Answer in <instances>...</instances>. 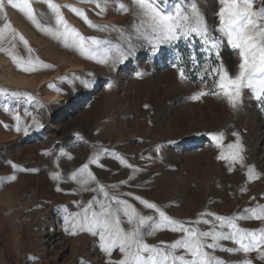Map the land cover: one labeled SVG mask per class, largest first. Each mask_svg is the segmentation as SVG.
<instances>
[{
    "label": "rangeland",
    "instance_id": "374dc122",
    "mask_svg": "<svg viewBox=\"0 0 264 264\" xmlns=\"http://www.w3.org/2000/svg\"><path fill=\"white\" fill-rule=\"evenodd\" d=\"M54 2L82 9L93 24L111 27L91 28L69 8L61 9L68 24L90 38L93 59L37 30L18 10L6 6L7 20L28 46L19 39L9 44L7 31L0 46L14 45L23 62L39 58L53 67L38 65L26 73L0 52V73L33 82L17 86L0 77V264H107L109 257L98 237L65 231L71 227L65 224L67 216L79 220L74 214H82L94 198L103 199L98 192L82 191L70 179L100 149L107 152L98 163H90L89 170L101 184L118 185L113 191L146 214L150 210L134 197L156 203L177 221L211 219L201 217L207 212L232 217L264 205V97L258 101L244 89L243 103L234 110L226 98L213 94L219 92L218 76L211 70L223 65L235 76L237 50L224 42L217 56L206 52L200 38L193 36L161 44L153 52L150 41L157 34L131 0H98L101 8L79 0ZM192 2L209 29L219 26L218 0H153L169 14L176 5L188 9ZM120 4L129 10L123 12ZM33 7L42 14L41 23L54 24L42 0H33ZM255 7H264V0H256ZM4 24L0 15V28ZM91 39L99 43L93 45ZM200 91L209 94L193 100ZM50 94L58 97L50 99ZM221 132L224 138L217 146L209 134ZM234 132L244 147L243 167L218 158L232 151L227 146L236 143ZM108 153L118 154L139 171L134 173ZM248 166L259 178L248 180ZM237 224L253 231L264 228V221L256 219ZM178 237L179 233L160 230L145 242L159 247ZM222 244L237 247L228 241ZM208 251L226 264L244 258L240 252ZM248 257L253 264H264L255 252ZM120 258L114 251L111 259Z\"/></svg>",
    "mask_w": 264,
    "mask_h": 264
},
{
    "label": "snow or ice",
    "instance_id": "6c2138e0",
    "mask_svg": "<svg viewBox=\"0 0 264 264\" xmlns=\"http://www.w3.org/2000/svg\"><path fill=\"white\" fill-rule=\"evenodd\" d=\"M52 13L53 23H41V15L33 7V0H0V15L5 19L3 28H0V45L6 39L9 44L19 39L27 47L28 41L22 34H19L7 20L6 6H11L18 10L37 30L44 32L53 39L61 42L65 47L77 51L82 56L95 59L94 49L89 46V39L84 37L78 30L71 27L64 17L61 9L69 8L77 16L81 17L91 28H107L111 26H101L93 24L86 13L72 5H60L54 0H42ZM81 3H94L97 8H101L98 0H79ZM139 14L149 18L153 26V31L157 34L152 44V51L155 52L161 44H171L178 40L189 41L193 36H198L203 42L204 50L215 53L218 56L220 46L226 42L239 56L238 73L230 76L223 65L212 69L218 76L215 87L219 92L213 93L222 95L228 104L235 110L243 103V90L249 89L256 100L264 97V7L257 9L256 0H218L220 5L218 10L219 26L214 30L209 29L204 16L195 2H192L188 9L182 8L179 4L175 7L174 13H165L153 3V0H131ZM120 9L127 12L126 5L120 4ZM213 32L218 33L214 35ZM99 41L91 39V44ZM14 45L10 48L0 46V52H5L14 63L20 66V70L32 73L37 70V66L52 68V65L44 64L39 58L29 59L23 62L15 53ZM29 51L31 49L29 48ZM103 62V61H101ZM207 71V69H205ZM179 76L185 79V73L181 69ZM54 88V85H49ZM57 91H59L57 89ZM209 93L200 91L192 97L199 100ZM29 99H35L29 96ZM19 119V117H17ZM17 131L21 129L17 127ZM25 133L27 128L24 129ZM217 146L224 138V133L209 134ZM236 143L227 147L231 149L228 156L221 155L219 159L229 160L232 164L244 165V147L240 142L239 133H233ZM156 152L160 151L157 146ZM107 152L100 149L85 163L80 169L71 173L70 179L75 181L82 191H93L102 194L103 199L94 198L87 203V207L79 216V220L74 221L73 215L65 218L68 235H78L82 232L98 237L101 250L109 257L107 264H226L225 261L210 254L212 251L220 250L229 253H243L244 258L238 264H253V260L248 257L249 253H257L260 260L264 261V228L259 230H248L238 226L237 221L245 219H256L264 221V205L256 208H247L244 214L226 217L212 212L201 213V217L207 216L211 219L198 218L194 221H177L168 216L156 203L145 200L141 197H134L145 209L150 210L146 214L138 210L127 200L122 199L115 191L118 185L105 186L101 184L94 174L89 170L90 163H98L100 156ZM118 159L126 167L133 168V172L139 171L133 165L116 153H108ZM102 166V165H101ZM13 167H17L13 165ZM248 180L259 178L255 174L254 168L247 167ZM57 178V174H53ZM130 176L129 179H133ZM15 180V176L11 177ZM95 186H92V184ZM121 183H127L122 181ZM243 191V190H242ZM111 193V194H110ZM126 195H131L128 193ZM206 225V229L199 226ZM160 230H170L179 233V237L172 241L161 242V246H152L145 242V238L154 235ZM228 241L237 247H225L222 242ZM114 251L121 254L118 260H112Z\"/></svg>",
    "mask_w": 264,
    "mask_h": 264
},
{
    "label": "bare ground",
    "instance_id": "6f19581e",
    "mask_svg": "<svg viewBox=\"0 0 264 264\" xmlns=\"http://www.w3.org/2000/svg\"><path fill=\"white\" fill-rule=\"evenodd\" d=\"M0 77L5 79L6 81L12 82L13 84H15L17 86H22V85L32 86L33 85V82L31 80H28L27 78L17 77L10 72H8V74L1 72ZM49 97H50V99H54V98H57L58 95L57 94H50Z\"/></svg>",
    "mask_w": 264,
    "mask_h": 264
}]
</instances>
